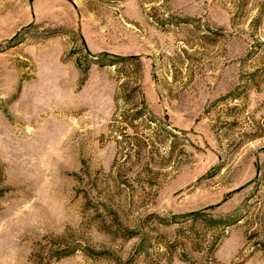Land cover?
<instances>
[{"label": "rangeland", "instance_id": "1", "mask_svg": "<svg viewBox=\"0 0 264 264\" xmlns=\"http://www.w3.org/2000/svg\"><path fill=\"white\" fill-rule=\"evenodd\" d=\"M0 264H264V0H0Z\"/></svg>", "mask_w": 264, "mask_h": 264}]
</instances>
